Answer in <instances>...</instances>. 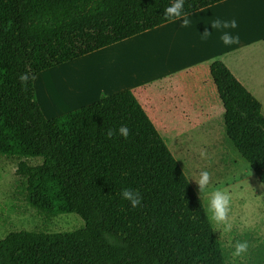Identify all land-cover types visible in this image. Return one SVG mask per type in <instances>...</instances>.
I'll return each mask as SVG.
<instances>
[{"label": "trees", "instance_id": "16d2710c", "mask_svg": "<svg viewBox=\"0 0 264 264\" xmlns=\"http://www.w3.org/2000/svg\"><path fill=\"white\" fill-rule=\"evenodd\" d=\"M225 1L185 0L183 11ZM170 2L0 0V156L19 159L16 195L28 206L85 222L72 233H11L0 264H228L203 200L132 92L51 120L37 101L39 74L173 22ZM210 73L226 136L264 184L262 105L220 58ZM124 188L140 192V206L122 200Z\"/></svg>", "mask_w": 264, "mask_h": 264}, {"label": "crops", "instance_id": "0c3cea01", "mask_svg": "<svg viewBox=\"0 0 264 264\" xmlns=\"http://www.w3.org/2000/svg\"><path fill=\"white\" fill-rule=\"evenodd\" d=\"M188 18L187 28L173 21L39 74L35 89L45 118L129 91L175 159L196 161L202 152L214 150L217 137L224 138L225 112L211 63L220 58L258 101L264 96V3L227 0ZM216 19H234L237 27L214 30ZM224 32L238 36L239 43L225 46L220 39ZM221 147L214 153L225 161Z\"/></svg>", "mask_w": 264, "mask_h": 264}, {"label": "rangeland", "instance_id": "374dc122", "mask_svg": "<svg viewBox=\"0 0 264 264\" xmlns=\"http://www.w3.org/2000/svg\"><path fill=\"white\" fill-rule=\"evenodd\" d=\"M263 105L264 96L259 95ZM212 112H215L214 110ZM221 146L225 148V161L214 153V150L204 151L198 160L182 161L176 156L187 178L191 182L198 196L207 207V200L213 191L220 190L230 197L227 222L231 224V231H223L222 226L215 227L218 239L221 241L228 256V264H257L264 258V184H262L251 170L249 164L238 154L225 133ZM218 145V146H217ZM221 147V148H222ZM222 158V157H221ZM19 159L0 156V241L14 232H35L46 234L72 233L84 228L85 222L76 214L48 217L16 195L20 178L16 175ZM41 160L30 161L31 165L40 164ZM207 171L210 182L201 196L199 173ZM196 180V181H195ZM9 216V220L3 219ZM247 241L249 247L241 257H234L237 242Z\"/></svg>", "mask_w": 264, "mask_h": 264}, {"label": "clouds", "instance_id": "9594fccd", "mask_svg": "<svg viewBox=\"0 0 264 264\" xmlns=\"http://www.w3.org/2000/svg\"><path fill=\"white\" fill-rule=\"evenodd\" d=\"M185 0H171L170 6L164 9V18L165 20L171 21H182L181 27L187 28L190 25V19L188 14L183 11ZM211 27L214 30L218 29H228L229 27L235 29L237 27L236 21L233 19L230 22L220 19H216ZM220 39L225 46H229L235 43H239L238 36H232L228 32H224ZM119 135L123 136L125 139L129 136V129L127 126H121L118 129ZM115 135L113 130L107 131V137L112 138ZM196 181V180H195ZM210 182V174L207 171H202L199 173V180L196 183L199 185L201 196L206 194L205 189ZM121 198L124 201L129 202L132 208H137L141 204V194L139 191L124 188L122 189ZM230 197L223 191L216 190L210 194L209 199L207 200V207L205 208V215L210 227L222 226L223 231H231V224L227 222V214L229 211ZM247 241L237 242L235 244V250L232 253L234 257H241L248 250Z\"/></svg>", "mask_w": 264, "mask_h": 264}, {"label": "bare ground", "instance_id": "6f19581e", "mask_svg": "<svg viewBox=\"0 0 264 264\" xmlns=\"http://www.w3.org/2000/svg\"><path fill=\"white\" fill-rule=\"evenodd\" d=\"M79 92H81V91H79ZM74 97H76V96H74Z\"/></svg>", "mask_w": 264, "mask_h": 264}]
</instances>
